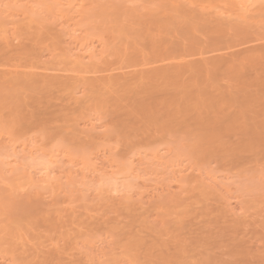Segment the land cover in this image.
<instances>
[{"label": "rangeland", "instance_id": "374dc122", "mask_svg": "<svg viewBox=\"0 0 264 264\" xmlns=\"http://www.w3.org/2000/svg\"><path fill=\"white\" fill-rule=\"evenodd\" d=\"M225 1L0 0V264H264V0Z\"/></svg>", "mask_w": 264, "mask_h": 264}, {"label": "bare ground", "instance_id": "6f19581e", "mask_svg": "<svg viewBox=\"0 0 264 264\" xmlns=\"http://www.w3.org/2000/svg\"><path fill=\"white\" fill-rule=\"evenodd\" d=\"M198 1V0H197ZM201 1H207V2H209V3H212L213 1H215V2H217L218 0H201ZM227 2L229 1V0H226ZM225 1V2H226ZM232 1H234V0H232ZM259 0H235V2H237L238 3V5L240 6H242L243 8H244V10L247 8H249L250 7V5H252V4H257V2H258ZM69 2V1H68ZM67 2V3H68ZM226 2V3H227ZM234 2V3H235ZM237 3H235L236 4V6H237ZM70 3H68V6H69V8H72L71 7V5H69ZM235 4H232L233 6L235 5ZM57 5H62V3H59V4H57ZM231 5V4H230ZM62 6H67V5H62ZM238 6V8L241 10V11H243V8L240 6L239 7ZM253 7V6H252ZM55 8V7H54ZM76 8V7H75ZM237 8V9H238ZM242 8V9H241ZM60 9H63V8H60ZM60 9L58 8V10L60 11ZM250 10V9H249ZM74 11V10H73ZM241 11H239V12H241ZM61 12V11H60ZM75 12H77V10L75 11ZM245 12V11H244ZM247 12V11H246ZM75 31V30H74ZM74 31H72L71 33H73ZM71 33H67V34H71ZM73 35V34H72ZM71 36V35H70ZM75 37V36H74ZM73 37V38H74ZM76 38V37H75ZM71 39V38H70ZM75 40V39H74ZM77 40V39H76ZM79 49H82V50H78V52H80V51H82V53L83 54H80L79 56H82V55H84V54H87L89 57H90V59L92 58L93 59V61H94V58H95V51L94 50H92L91 48H84V47H81V48H79ZM81 53V52H80ZM97 55V54H96ZM93 56H94V58H93ZM98 56V55H97ZM82 59V58H81ZM92 61V62H93ZM95 62V61H94ZM16 154V153H15ZM14 154V155H15ZM18 155V154H17ZM4 156H6V155H4ZM8 156V155H7ZM154 156H156V158L155 159H157L158 161L160 160L159 158L160 157H158V155H155V153H154ZM53 156H51V157H49L48 159H46V161L44 160V166H42V168L40 169V174H38L39 176L38 177H40V179L38 180V181H40L39 182V184H40V186H41V183H45L46 182V180H49V179H51V178H53L52 177V173H51V171L50 170H52V168H50V166H53L52 164H54L55 162L57 163V160H56V158L54 157V158H52ZM27 158V157H26ZM42 158V157H41ZM154 158V157H153ZM161 159H162V157H161ZM156 160V161H157ZM161 161V160H160ZM159 161V162H160ZM42 163V162H41ZM152 163V162H151ZM29 164V163H28ZM32 165V164H31ZM55 165V164H54ZM150 165V164H149ZM159 165H162V163L160 162L159 163ZM165 165V164H164ZM164 165H162L163 167H164V169H166V171H167V167H165ZM167 166H168V171L170 170V172H172L173 174H171V175H173V177H175V176H178V174L180 173V169H177L175 166H176V164L174 163L173 164V162H172V164H167ZM97 171V170H96ZM95 171V172H96ZM153 171H154V169H153ZM53 172V171H52ZM164 172V171H163ZM37 173H39V171L37 172ZM99 174V173H98ZM113 174V173H112ZM108 175V176H106V175H104L105 176V178L104 177H102V179L104 178L106 181H107V183L109 182V184H111L112 185V187H113V191H115V192H119L120 191V188H122V189H125V190H129L130 188H129V186H128V188H123V186H124V184H119V182L118 183H116V177H114V176H116V175ZM147 174V173H146ZM101 175V174H100ZM172 176H171V178H172V180H174V178H173ZM120 178V177H119ZM135 178V177H134ZM104 179L102 180V182H104ZM136 179H138V178H136ZM101 180V179H100ZM123 180V179H122ZM177 180V179H176ZM175 180V181H176ZM45 181V182H44ZM180 181V180H179ZM122 182V181H121ZM123 183V182H122ZM126 183V182H125ZM108 185V184H107ZM110 185V186H111ZM109 186V187H110ZM110 189V188H109ZM140 189V188H139ZM133 190V189H132ZM122 191V190H121ZM120 191V192H121ZM124 192V191H123ZM122 192V193H123ZM126 192V191H125ZM124 192V193H125ZM139 193V192H138ZM140 194V193H139ZM125 195H127L128 196V194H125ZM132 195V194H131ZM123 196V195H122ZM213 258V257H212ZM214 259V258H213ZM203 262H205V264L207 263L206 261H203ZM211 263V262H210ZM209 263V264H210ZM226 263V262H225ZM228 263V262H227Z\"/></svg>", "mask_w": 264, "mask_h": 264}]
</instances>
